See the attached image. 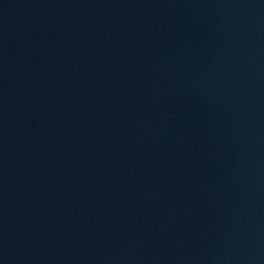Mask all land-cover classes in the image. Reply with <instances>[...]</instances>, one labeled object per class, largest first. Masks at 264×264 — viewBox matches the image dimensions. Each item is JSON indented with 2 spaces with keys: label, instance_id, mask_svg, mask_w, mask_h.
<instances>
[{
  "label": "water",
  "instance_id": "95a60500",
  "mask_svg": "<svg viewBox=\"0 0 264 264\" xmlns=\"http://www.w3.org/2000/svg\"><path fill=\"white\" fill-rule=\"evenodd\" d=\"M0 264H264V0H0Z\"/></svg>",
  "mask_w": 264,
  "mask_h": 264
}]
</instances>
